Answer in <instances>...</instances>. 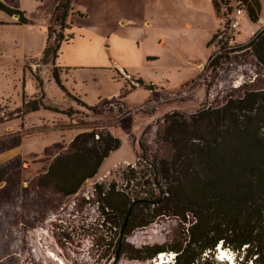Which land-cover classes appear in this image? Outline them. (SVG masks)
Masks as SVG:
<instances>
[{
	"label": "rangeland",
	"instance_id": "rangeland-1",
	"mask_svg": "<svg viewBox=\"0 0 264 264\" xmlns=\"http://www.w3.org/2000/svg\"><path fill=\"white\" fill-rule=\"evenodd\" d=\"M57 1L19 0L29 18L23 24L0 10V20H10L0 23V264H107L120 231L102 224L94 183L115 181L139 198L144 195L139 176L149 175L147 161L171 153L170 144L156 139L164 114L192 113L222 103L229 94L237 96L243 86H264V69L254 65L247 48L238 49L264 27V0H259L257 20L242 0L244 17L230 31L215 71L207 62L219 52V37L210 44L219 19L210 0H76L82 13L71 17V28L54 25L55 32L73 36L61 41L52 63L44 48ZM220 2L223 25L224 7H234L235 1ZM55 64L65 88L52 76ZM135 78L145 85L134 83ZM42 93L44 103L71 107L73 114L48 107L21 111L23 99ZM96 104L99 112L94 113L88 107ZM97 124L120 140L97 174L73 195L37 186L36 177L51 159L78 132ZM141 140L149 146L147 161L141 157ZM177 228L174 218L163 215L145 226L131 222L116 264H157L161 252L141 259V248L173 242ZM218 251L210 264L234 263V253L222 257ZM170 252L162 264H172Z\"/></svg>",
	"mask_w": 264,
	"mask_h": 264
},
{
	"label": "trees",
	"instance_id": "trees-1",
	"mask_svg": "<svg viewBox=\"0 0 264 264\" xmlns=\"http://www.w3.org/2000/svg\"><path fill=\"white\" fill-rule=\"evenodd\" d=\"M71 1L60 0L47 30L44 57L51 53L52 63L61 41L73 36L69 33L64 37L62 31L55 32L54 26L71 28L67 21ZM220 1H213L217 14ZM246 1L248 15L257 20L259 0ZM0 10L17 14L18 24L28 22L22 11L2 1ZM231 30L234 29L226 19L212 36L210 44L218 37L221 43L219 52L207 62L212 71L221 64L220 50L224 51L232 38ZM53 34H56L54 38ZM238 47L247 48L254 57V65L264 69V27ZM52 76L65 88L57 66L53 67ZM133 82L145 85L140 78ZM241 90L237 96H225L216 106H202L192 113L171 111L163 115L164 124L156 139L170 144L171 153L155 154L147 161L149 146L142 140L139 142L141 157L148 162L149 175L143 174L144 179L139 176L140 191L144 195L138 198L134 191L132 197L115 181L94 183L102 224L109 223L120 231L130 210L124 235L131 222L145 226L161 215L176 220L178 237L173 242L142 247V254L138 255L141 259L171 251L174 252L172 264H198L202 260L210 264L209 258L217 254L220 246L234 253L233 264H264V86H243ZM44 97L42 93L39 97L23 99L21 111L48 107L73 114L71 107L60 109L55 104L44 103ZM97 107L98 104L88 108L96 113ZM119 145V138L100 124L84 129L51 159L46 170L36 177V185L51 188L63 196L73 195L97 174L103 160Z\"/></svg>",
	"mask_w": 264,
	"mask_h": 264
},
{
	"label": "crops",
	"instance_id": "crops-1",
	"mask_svg": "<svg viewBox=\"0 0 264 264\" xmlns=\"http://www.w3.org/2000/svg\"><path fill=\"white\" fill-rule=\"evenodd\" d=\"M0 1L4 2V3H5L6 5H8V6H13V7L18 8L20 11H22V13L24 14V16L29 20V18L27 17V14H25V11H23V10L20 9L21 6H22V3L19 2V0H0ZM101 1H102V3H105V2H106V0H101ZM113 1H115V3H118V4H119V0H112V2H113ZM213 1H214V0H210L209 3L211 4L212 9L214 10L215 17L219 19V25H218V27L216 28V31H217L219 28H221V26H222V22H221V16L217 14V12H216V10H215V8H214ZM218 1H219V0H218ZM234 1H236V0H234ZM59 2H60V0L57 1L56 6H57V4H58ZM220 3H221V2H220ZM233 4H234V3H233ZM1 11H2V10H1ZM4 12H5V11H4ZM80 13H82V11H80L79 9H77V7H76V0H72V1H71L70 12H69V15H68V17H67V21H68V19H69V23H70V22H71V19H72L71 17H72L74 14H80ZM7 14H8V13H7ZM244 14H245V11H244L243 14L240 15V17H239V25H238V27L240 26L241 19H243ZM9 15L12 16V17H11V21L14 22V23H16V24H18V23H17V20H18V19L15 20V18H14L15 15H16V16H18V15H17V14H9ZM13 15H14V16H13ZM137 16L139 17V13H138ZM4 22L9 23L10 20H9V19H7L6 21L0 20V23H4ZM50 24H51V23H50ZM45 40H46V39H45ZM45 44H46V41H45ZM55 65H56L57 67H59L57 64H55ZM125 75L129 76L127 73H126Z\"/></svg>",
	"mask_w": 264,
	"mask_h": 264
},
{
	"label": "built area",
	"instance_id": "built-area-1",
	"mask_svg": "<svg viewBox=\"0 0 264 264\" xmlns=\"http://www.w3.org/2000/svg\"><path fill=\"white\" fill-rule=\"evenodd\" d=\"M235 7H239L238 9H235ZM226 15H228V22L230 23L231 28H237L239 25V17L244 12V5L242 3V0H236L233 9L230 13H228V10L226 11Z\"/></svg>",
	"mask_w": 264,
	"mask_h": 264
},
{
	"label": "water",
	"instance_id": "water-1",
	"mask_svg": "<svg viewBox=\"0 0 264 264\" xmlns=\"http://www.w3.org/2000/svg\"><path fill=\"white\" fill-rule=\"evenodd\" d=\"M129 214H130V210L127 212V214L125 216V220H124L123 225L121 227L118 243H117L115 251H114V256L109 259L107 264H116L118 262L120 256H121L120 248H121V244H122L123 237H124V227L128 221Z\"/></svg>",
	"mask_w": 264,
	"mask_h": 264
},
{
	"label": "bare ground",
	"instance_id": "bare-ground-1",
	"mask_svg": "<svg viewBox=\"0 0 264 264\" xmlns=\"http://www.w3.org/2000/svg\"><path fill=\"white\" fill-rule=\"evenodd\" d=\"M218 252H219V254H220V256H225L226 255V251L223 249V248H221L220 246H218ZM164 252H161V255H159V258H157L158 259V262H157V264H162V262H164V261H167V260H164V258H165V256H164ZM174 257V256H173Z\"/></svg>",
	"mask_w": 264,
	"mask_h": 264
},
{
	"label": "flooded vegetation",
	"instance_id": "flooded-vegetation-1",
	"mask_svg": "<svg viewBox=\"0 0 264 264\" xmlns=\"http://www.w3.org/2000/svg\"><path fill=\"white\" fill-rule=\"evenodd\" d=\"M157 259V258H156Z\"/></svg>",
	"mask_w": 264,
	"mask_h": 264
}]
</instances>
